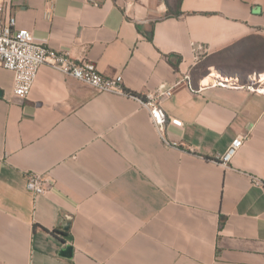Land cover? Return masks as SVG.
<instances>
[{
    "label": "crops",
    "instance_id": "0c3cea01",
    "mask_svg": "<svg viewBox=\"0 0 264 264\" xmlns=\"http://www.w3.org/2000/svg\"><path fill=\"white\" fill-rule=\"evenodd\" d=\"M9 1L18 29L121 75L125 95L43 66L20 99L0 67V264H264V95L207 82L214 55L264 37V0H183L179 15L164 0ZM172 88L160 132L147 103Z\"/></svg>",
    "mask_w": 264,
    "mask_h": 264
},
{
    "label": "built area",
    "instance_id": "2783aa9c",
    "mask_svg": "<svg viewBox=\"0 0 264 264\" xmlns=\"http://www.w3.org/2000/svg\"><path fill=\"white\" fill-rule=\"evenodd\" d=\"M198 50L203 51L204 48L198 46ZM43 66H49L66 76L85 83L99 93L125 95L121 75L105 76L94 62L79 60L67 51H57L36 43L31 31L17 28L16 17L12 14L10 1L0 0V67L14 74L13 94L16 98H28L38 72ZM215 79V84L220 87L247 88L251 92L264 95V84L261 82V77L259 79L251 78L247 85H238L239 79L224 77ZM173 94L174 88L159 92L155 102L147 103L154 124L160 132L165 126L166 114L158 106L162 104L163 99L170 98ZM172 123L179 124L176 120H172ZM162 139L164 143H167L163 136ZM243 145V138L237 137L224 153L215 155L213 160L227 167ZM255 184L264 187V182L260 180L255 179ZM52 185V181L46 175L31 172L27 178L26 188L37 197L46 194Z\"/></svg>",
    "mask_w": 264,
    "mask_h": 264
},
{
    "label": "rangeland",
    "instance_id": "374dc122",
    "mask_svg": "<svg viewBox=\"0 0 264 264\" xmlns=\"http://www.w3.org/2000/svg\"><path fill=\"white\" fill-rule=\"evenodd\" d=\"M166 1L173 6L177 2ZM210 63L213 65L211 73H217L224 78L239 79L238 85H247L251 78L259 79L264 75V39H252L241 48L216 54Z\"/></svg>",
    "mask_w": 264,
    "mask_h": 264
},
{
    "label": "trees",
    "instance_id": "16d2710c",
    "mask_svg": "<svg viewBox=\"0 0 264 264\" xmlns=\"http://www.w3.org/2000/svg\"><path fill=\"white\" fill-rule=\"evenodd\" d=\"M164 1H165V4H166L167 8H168V13L175 14V15H179L180 14V7H181V3H182L183 0H177L176 4L174 6L169 1H166V0H164ZM256 38L264 39V37H262V36L250 37L247 40H243L242 42H239L236 45L228 48L224 52L231 51V50L237 49L239 47L241 48L247 42L251 41L252 39L254 40Z\"/></svg>",
    "mask_w": 264,
    "mask_h": 264
},
{
    "label": "water",
    "instance_id": "95a60500",
    "mask_svg": "<svg viewBox=\"0 0 264 264\" xmlns=\"http://www.w3.org/2000/svg\"><path fill=\"white\" fill-rule=\"evenodd\" d=\"M63 255L66 257H71L73 255V249L71 246L66 245Z\"/></svg>",
    "mask_w": 264,
    "mask_h": 264
},
{
    "label": "bare ground",
    "instance_id": "6f19581e",
    "mask_svg": "<svg viewBox=\"0 0 264 264\" xmlns=\"http://www.w3.org/2000/svg\"><path fill=\"white\" fill-rule=\"evenodd\" d=\"M215 78L219 79L220 76L217 73L212 74V77L207 82L215 81ZM261 82L264 84V75L261 77Z\"/></svg>",
    "mask_w": 264,
    "mask_h": 264
}]
</instances>
